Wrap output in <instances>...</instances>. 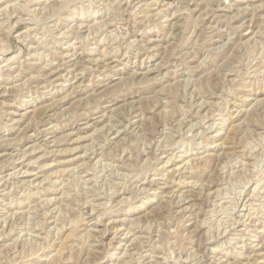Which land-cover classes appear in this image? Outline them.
I'll use <instances>...</instances> for the list:
<instances>
[{
  "label": "rangeland",
  "instance_id": "1",
  "mask_svg": "<svg viewBox=\"0 0 264 264\" xmlns=\"http://www.w3.org/2000/svg\"><path fill=\"white\" fill-rule=\"evenodd\" d=\"M0 264H264V0H0Z\"/></svg>",
  "mask_w": 264,
  "mask_h": 264
},
{
  "label": "bare ground",
  "instance_id": "2",
  "mask_svg": "<svg viewBox=\"0 0 264 264\" xmlns=\"http://www.w3.org/2000/svg\"><path fill=\"white\" fill-rule=\"evenodd\" d=\"M13 10V9H12ZM48 203V202H47ZM95 250V249H94ZM84 262H86V261H84Z\"/></svg>",
  "mask_w": 264,
  "mask_h": 264
}]
</instances>
